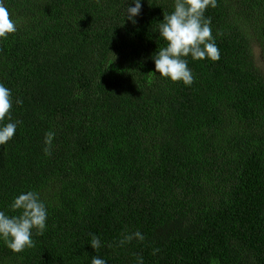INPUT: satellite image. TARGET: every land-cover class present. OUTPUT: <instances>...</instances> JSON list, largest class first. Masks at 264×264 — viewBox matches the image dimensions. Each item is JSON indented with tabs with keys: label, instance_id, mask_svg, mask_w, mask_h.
<instances>
[{
	"label": "trees",
	"instance_id": "trees-1",
	"mask_svg": "<svg viewBox=\"0 0 264 264\" xmlns=\"http://www.w3.org/2000/svg\"><path fill=\"white\" fill-rule=\"evenodd\" d=\"M128 3L5 0L17 31L0 39V83L23 103L0 211L19 215L31 190L48 217L34 247L0 241V264H264V0L206 10L220 59L187 58L191 86L154 73L173 0H142L135 24Z\"/></svg>",
	"mask_w": 264,
	"mask_h": 264
},
{
	"label": "clouds",
	"instance_id": "clouds-1",
	"mask_svg": "<svg viewBox=\"0 0 264 264\" xmlns=\"http://www.w3.org/2000/svg\"><path fill=\"white\" fill-rule=\"evenodd\" d=\"M173 5V10L163 14V20L158 23V38L163 40L164 46L152 56L154 73L170 82L191 86L194 75L188 67L187 58L190 57L193 61L212 62L220 59V51L212 33L211 18L205 16L209 7H216L217 0H173ZM141 7L142 0H129L124 13L125 20L135 24V18L139 16ZM16 31L17 22L10 18L5 0H0V39H5ZM13 103L21 105L23 101L20 98L13 101L11 89L0 83V146L7 144L13 138L20 123L12 121ZM5 120L9 122L4 123ZM53 137L54 133H47L46 143L51 144ZM10 208L19 212V215L9 216L4 211H0V241L11 252L20 253L26 248L34 247L33 231L36 235H43L47 227L48 210L39 194L31 190L17 195ZM134 238L139 241L145 239L137 231L125 235L120 243L131 242ZM90 247L94 250L101 247L98 236L91 237ZM158 251V249L154 250L153 254ZM91 264H107V261L94 256ZM137 264H144L142 257L138 258Z\"/></svg>",
	"mask_w": 264,
	"mask_h": 264
},
{
	"label": "rangeland",
	"instance_id": "rangeland-1",
	"mask_svg": "<svg viewBox=\"0 0 264 264\" xmlns=\"http://www.w3.org/2000/svg\"><path fill=\"white\" fill-rule=\"evenodd\" d=\"M253 50H254V53L256 54V55H258V56H260V50H259V48L256 46V47H253Z\"/></svg>",
	"mask_w": 264,
	"mask_h": 264
}]
</instances>
